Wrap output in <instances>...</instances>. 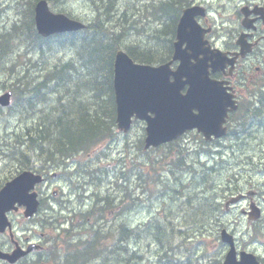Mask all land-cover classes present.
<instances>
[{"label":"rangeland","instance_id":"1","mask_svg":"<svg viewBox=\"0 0 264 264\" xmlns=\"http://www.w3.org/2000/svg\"><path fill=\"white\" fill-rule=\"evenodd\" d=\"M185 1L188 2L189 0ZM256 1L264 2V0ZM33 2L34 0H0V31H9V25L15 23V20L21 17L23 11H25L23 15L27 17L30 3ZM242 2L243 0H193L194 4L203 6L208 10L207 16L200 19V24L204 27H214V33L208 37V40H211L213 44L218 45L227 40L224 34L226 27L232 24V18ZM127 3L128 5L130 3L131 10L129 12L125 11L124 8ZM150 3V0H119L116 4H119L121 8L117 5L116 18L119 20L120 26H117L114 32H121V26L124 29H130L129 40L136 43L142 39L144 42L141 43L145 45L149 41H146V38L154 27L152 24H155L145 9ZM51 9L54 12L65 13L64 15L84 23L91 22L95 17L94 7L86 0H61ZM111 15H114V13H107V16ZM122 16H124L123 20H121ZM130 19L137 23L133 24ZM124 20H126L125 23ZM17 24L19 25L20 22H17ZM111 25L110 27H115L114 24L111 23ZM121 43V47L127 44L123 40ZM151 46H153V43ZM16 51H13L7 57V60L14 65L13 71L16 70L20 74L29 75L30 80H35L41 73L32 66H39L42 63L53 66L73 57L68 48L45 51L40 54L27 45V47L22 46L21 49L17 46ZM28 71L29 74H26ZM7 75L10 76L9 71L2 76L0 75V93L4 91L2 84L6 87L15 86V81H10L11 78ZM244 90L245 87H242V91L239 90L243 99L247 97V92ZM84 97L87 100L86 93L80 98ZM102 98L106 100V97ZM17 118L21 117L15 118L8 116L6 111L0 112V185L4 184L18 171V166L9 162L8 156L11 153L6 156V150L8 152V148L14 144L12 140L15 135L14 132L19 130L21 126L24 132L17 135L23 138L26 134L25 119ZM250 132L252 134H246L231 151L216 147L217 149L213 148L211 153L205 154L199 159L200 163H204L206 168L213 171L210 174L211 179H208L205 185L200 188L207 190L205 197H210L211 200L213 198V202L217 205L219 203L212 214L206 216L205 213L202 214L200 225L192 221V215L199 208V203L194 206L191 196L194 191L201 192V189H197L195 184L186 186L191 175L187 176L185 173L176 172L174 180L177 181L180 178L184 180L176 185L173 184L175 191L166 190L164 193L162 192V190L170 189L171 183L168 180L170 182L173 180L172 175L169 173L162 174L167 170L166 167L169 168L167 163L176 156L179 146L185 149L199 146L198 138L192 135L187 139H183L184 142L173 145L172 148L167 147L163 151L158 149L148 156V167L140 163L137 167L131 168L135 164L133 159L137 156L142 157L139 145L143 139V125L140 123L134 125L127 140L118 135L117 141L111 146V151H108L110 156L107 160H105L106 156L101 157L99 160L87 158L88 160L85 163L90 165L103 163L106 166L114 163L113 167L108 166V170L103 176L95 174L93 168H90V170H86L85 181L75 176L72 178V183H69L61 178L67 177L75 167H73L74 164L72 166V163L68 166L67 161L63 158L55 162L57 168L47 167L42 169L46 170L48 176L44 184L36 187L37 193H42L41 197L44 198L42 202L43 209L36 218L39 221V217L43 216L46 211L48 218H59L57 220L59 221L65 218L63 213L72 211V208L75 210L83 209L86 213L88 212L86 209L91 203L92 193L100 195L99 199H104L108 195L113 199L115 205H121L124 201L125 205L123 207L115 206V209L120 212L119 214L114 216L113 213L107 216L105 224L100 222L97 226L100 227L101 232H105L110 226L119 231L121 225V228L126 227L128 229L127 233L130 234L125 237V235L117 232L120 241L118 240L116 246L109 248L105 253L112 254L114 252V254L109 257L97 258L88 264H219L225 249L218 241L217 233L223 225L234 233L240 250L248 251L264 259V238H259L254 243L244 247L241 243L247 241L248 235L254 230L253 226L259 227L262 234L264 231V215L263 221L258 222V225L246 224L245 219L239 213V208L244 204L239 208H232L229 214L223 215L224 203L231 197V194L234 196L251 189L258 193L259 198H264V130H259L253 124ZM25 138L28 137L25 136ZM215 152H224V161L220 160ZM32 157H36V155ZM13 160L18 161L15 158ZM41 161L42 159L37 155L36 162L38 165ZM45 161V165H47L49 161ZM188 161L195 162L197 160L194 156H190ZM36 162L33 160L32 165L39 169ZM51 165L52 163H50ZM70 167L72 168L70 169ZM123 167L125 169H122ZM196 169L199 170L198 167ZM202 170L194 172L193 175H201ZM122 171H125V175L123 180L120 183L118 182L120 185L117 186L113 182L114 176L122 174ZM168 172L171 173V171ZM52 173H55L53 175H56V177L51 176ZM154 173L157 175L155 178ZM160 174L164 177L161 178ZM139 175L141 179L137 177ZM228 182L232 185H229ZM143 190L149 193L141 194ZM54 191L57 195L59 193L58 198H52ZM154 191L157 193L156 198H153ZM50 197L51 199L48 200ZM140 198L142 202L138 203L137 200ZM260 201L264 211V201ZM190 202L193 203L191 209H189ZM47 205L51 207V211L45 210ZM61 208H65V210L60 211ZM189 210H193L192 214ZM105 213L108 215L107 209ZM20 216H22V212L19 216L12 217V219L17 224L22 225L24 218H20ZM24 225L26 228L18 231L19 237L22 239L27 234L31 237L35 234L32 237L34 242H42L41 234L44 239L50 237L52 233L54 236L59 235V232L54 231L52 226H41L38 222ZM132 230H136V237L127 239L134 234ZM148 230H150V236L147 235ZM113 231L111 230L108 234L110 239L113 238ZM86 233H88V230H80L75 231L72 235L77 238ZM157 238L160 242L157 241ZM122 242H125L123 246L126 247V250L121 248Z\"/></svg>","mask_w":264,"mask_h":264},{"label":"trees","instance_id":"2","mask_svg":"<svg viewBox=\"0 0 264 264\" xmlns=\"http://www.w3.org/2000/svg\"><path fill=\"white\" fill-rule=\"evenodd\" d=\"M36 1L38 0L30 3L27 17L23 15L25 11L22 12V18L18 20L19 25L16 22L8 29L9 31H0V75L9 71L10 76L7 75V77L11 78L10 81H15L14 87H6L2 84V89L10 90L13 98L11 106L5 111L8 116L25 119L26 134L23 138L17 135L24 132L20 126V129L16 130L12 137L14 144L8 148L11 153L8 156L9 162L18 166V171L35 169L32 161L28 162L33 155L36 157L41 155L44 161L48 160L49 163L56 165L57 159H70L71 156L94 149L106 138L111 137L113 133L111 128L114 126L111 79L115 51L121 47L123 40L124 43H127L124 44L127 54L137 63L153 64L166 61L170 56V45L180 10L188 6V2L185 0H150V5L145 9L155 24H152L154 27L146 38V41H149L143 45L142 39L136 43L129 40L130 29H124L121 26V32H114L117 26H120L119 20L116 18L117 5L119 4H116L115 0H86L94 7L95 17L83 31L42 38L36 34L32 18L33 6ZM47 1L54 5L61 0ZM129 5L127 3L124 7L127 12L131 10ZM108 12H113L114 15L107 16ZM123 19L124 16L121 20ZM125 22L126 20H124ZM131 22L137 23L132 20ZM111 23L115 27H110ZM152 43L153 46H151ZM27 45L40 54L54 49L74 47L80 67L75 64V58H68L67 61L53 66L44 63L39 66L34 65L32 67L38 68L41 73L35 80H30L29 75L13 71L14 65L7 60V57L16 51L17 46L21 49L22 46L27 47ZM26 74H29V71ZM84 93H86V97L88 96L87 100L85 97L80 98ZM102 97H106V100ZM41 105L42 107H40ZM263 115L264 100L261 99L253 106H245L240 110L237 123L240 124V131L242 129L243 132L240 133L243 135L240 136L241 139L245 137L246 131L253 124L259 122V117ZM237 129L239 130L238 126ZM236 130L233 131L234 134L238 133ZM14 158L18 161L13 160ZM25 159L26 162H24ZM175 166L176 169H179L180 161H177ZM202 168V173L198 176L193 175L192 171H182L187 176L191 175L186 186L195 184L197 189H201L200 187L204 186L208 179H211L210 174L213 171L206 168L205 164ZM35 171L43 173L46 170L36 168ZM183 180V178L178 179L176 184ZM206 194L207 190L202 188L201 192L194 191L191 196L194 206L199 203V208L192 215V221L197 222L198 225L202 223L203 213L205 216L212 214L217 207L213 198L211 197V200L210 197H205ZM96 197L94 195V199ZM103 200L102 206L94 208L98 206L99 200L97 199V204L92 205L93 209L88 211V215L80 214L79 217L84 218L82 222L90 225L91 220L102 216L100 212L111 208L110 197H105ZM122 205H125L124 201ZM192 206L193 203L190 202L189 209ZM189 212L192 214L193 210H189ZM70 219L71 223H76L74 217ZM41 222L47 223L48 220L43 219ZM110 231L111 229L102 231L99 236L97 229L89 226L90 238L88 241L76 240L73 244L71 243L74 256L66 261L67 264H87L97 258L112 256L114 252L103 255L100 253L102 250H97L99 247H102L103 250L107 249L106 235L110 234ZM62 232L66 233L64 240L57 236L53 239L51 246L57 248L63 241L65 251L70 255L68 238L72 240L73 236L67 227L63 228ZM128 234L130 233L124 230L121 232V235H125V237ZM150 234V230H148L147 235L150 236ZM129 238L134 237L132 235L127 239ZM157 241L160 242L158 238ZM124 243L122 242V245ZM122 249L126 250V247L123 246Z\"/></svg>","mask_w":264,"mask_h":264},{"label":"water","instance_id":"3","mask_svg":"<svg viewBox=\"0 0 264 264\" xmlns=\"http://www.w3.org/2000/svg\"><path fill=\"white\" fill-rule=\"evenodd\" d=\"M198 15H204L199 7L183 11L176 27L172 61L165 65L154 68L135 64L122 51L115 55L113 88L116 124L118 129L126 132L132 117L145 121V148L170 142L194 128L202 132L206 139L210 138V134L221 137L226 133L222 124L227 116V107L236 109L232 96L223 87L224 83L211 81L208 77L209 68L212 72L218 71L227 61L219 52H211L209 47H205L207 42L203 41V37L209 30L197 24L195 17ZM34 20L38 34L44 37L82 28L77 22L51 15L43 1L35 7ZM173 61L179 62L174 72L169 69ZM170 76L173 82L169 81ZM184 87L187 89L182 94ZM10 97L11 93L0 96V106H8ZM40 181L39 176L24 172L1 189L0 231L7 224L4 214L13 209L15 203L26 207V217L35 213L38 202L36 194L30 191ZM252 210L255 214L252 218H258V210ZM222 236L232 246L224 233ZM3 257L0 254V258ZM234 257L231 249L224 264H257L251 255L242 253L240 263H236Z\"/></svg>","mask_w":264,"mask_h":264},{"label":"flooded vegetation","instance_id":"4","mask_svg":"<svg viewBox=\"0 0 264 264\" xmlns=\"http://www.w3.org/2000/svg\"><path fill=\"white\" fill-rule=\"evenodd\" d=\"M244 12L248 13V20H253V29L245 31L242 28V15L238 11L236 12V18L240 20V24L233 32L237 34V37L242 34L248 35V42L254 44L251 52L244 58L238 57L236 59L235 55L239 51L236 42L230 46L225 44L223 52L229 59H233L235 64L232 68H226L223 72L211 74L213 79L227 83L237 99L241 97L239 95L240 83H262V86H264V44L262 46V43H264V2L246 1ZM258 12L263 13V17L255 14ZM258 121L255 126L259 130H264V115L259 117ZM24 228H26L24 224L20 225L14 221L13 223L11 222V230L6 229L0 233V251L11 255L28 249H30V252L26 256L17 259L14 263L0 260V264H41L42 245L40 242H33L32 237L35 234L32 237L27 234L23 239L20 238L18 231Z\"/></svg>","mask_w":264,"mask_h":264},{"label":"bare ground","instance_id":"5","mask_svg":"<svg viewBox=\"0 0 264 264\" xmlns=\"http://www.w3.org/2000/svg\"><path fill=\"white\" fill-rule=\"evenodd\" d=\"M34 16H35V7L33 6V13H32V18H33V24H34V29H35V32H37V30H36V28H35V20H34ZM53 16H55V17H57V16H60V19H63V20H66V21H72V22H82V21H79V20H77V19H74V18H71V17H69V16H67V15H64V14H55V15H53ZM22 17H20L18 20H20ZM18 20H15V23L16 22H18ZM83 23V25L85 26V28L87 27V25L89 24V23H84V22H82ZM14 23H11L9 26V28L8 29H10L11 28V26L13 25ZM27 76V75H26ZM37 117V116H36ZM261 119H263V118H261ZM257 123H255V125H256ZM84 126H85V124H84ZM251 128H252V126H251ZM246 133H247V135H251L252 133L250 132V128L246 131ZM245 133V134H246ZM40 135V134H39ZM55 148V147H54ZM17 150V149H16ZM44 150H45V148H44ZM51 151V150H50ZM8 154H10V150L8 149V152H7V150H6V156H8ZM77 155V154H76ZM76 155H74V156H76ZM216 155L217 156H219L217 153H216ZM74 156H71L72 158L74 157ZM38 157H40L41 159H42V161H41V163L38 165V163L36 162V157H31V158H29L30 160H28V162H30V161H35L36 162V165L39 167V169H46L47 167H50V168H53V167H55V168H57V166L56 165H54V164H52L51 166H50V163H48L47 165H45V162H44V159L41 157V155H38ZM64 159V158H63ZM24 161V160H23ZM27 160L25 159V161L24 162H26ZM56 161H58V159L56 160ZM64 161V160H63ZM60 163V162H59ZM62 164V163H61ZM73 164H74V166H73ZM59 165V164H58ZM64 165V164H63ZM71 165V164H70ZM61 166V165H60ZM59 166V167H60ZM72 166L73 167H75V169L76 170H78L79 171V174L77 175V177L78 178H80L82 181H85V175L87 174L86 173V170L85 169H83L81 166H79V165H77V164H75V163H72ZM177 172H179V173H183L182 171H177ZM96 174V173H95ZM91 176H92V174H91ZM139 179H141V176H137ZM79 181V180H78ZM229 184H231L230 182H229ZM232 185V184H231ZM234 185V184H233ZM237 189V188H236ZM93 191V190H92ZM91 191V192H92ZM56 195H57V193H56ZM94 195H96L97 197H99L97 194H95V193H92L91 194V197H90V200H91V203H90V205H89V207L86 209L87 211H89V210H91V209H93L92 208V205L95 203V204H97L96 203V200L98 199L99 201H98V206L97 207H94V208H99L100 206H102L103 204H104V200L103 199H99V198H95L94 199ZM58 196H59V193H58V195H57V198H58ZM262 197V196H261ZM105 198V197H104ZM51 199V197L50 198H48V200H50ZM87 200V199H86ZM102 203V204H101ZM73 211H75V209H73L72 208V211H69L70 213L71 212H73ZM85 213V212H84ZM86 213H88V212H86ZM85 213V214H86ZM96 227L97 228H99L97 225H96ZM68 228H69V230H70V232H71V234H73L75 231H80V230H88L89 231V226H87L86 225V223L85 222H81V223H75V224H73V223H69L68 224ZM122 230H124V231H126V232H128V229L126 228V227H123V228H121V225H120V228H119V231H118V233L119 234H121V232H122ZM132 232L134 233L133 234V237L135 238L136 237V235H137V233H136V230H132ZM73 236V238H75L74 237V235H72ZM88 238H90V233L88 232V233H86V234H83V235H80L79 237H77V238H75V239H77V240H82V242H84V241H88ZM120 241V240H119ZM123 247V245L121 246V248ZM98 251H99V249H97ZM103 255H106V254H104V253H102ZM65 264H67V262H65Z\"/></svg>","mask_w":264,"mask_h":264}]
</instances>
